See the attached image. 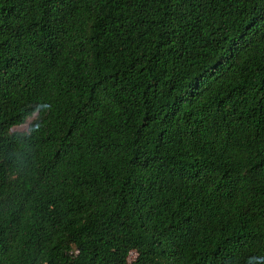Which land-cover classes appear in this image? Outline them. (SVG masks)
<instances>
[{"label":"trees","instance_id":"16d2710c","mask_svg":"<svg viewBox=\"0 0 264 264\" xmlns=\"http://www.w3.org/2000/svg\"><path fill=\"white\" fill-rule=\"evenodd\" d=\"M0 264H264V0H0Z\"/></svg>","mask_w":264,"mask_h":264},{"label":"rangeland","instance_id":"374dc122","mask_svg":"<svg viewBox=\"0 0 264 264\" xmlns=\"http://www.w3.org/2000/svg\"><path fill=\"white\" fill-rule=\"evenodd\" d=\"M32 120H33V118H30L26 123L13 127V130H16V131H27L28 128H29V124L31 123Z\"/></svg>","mask_w":264,"mask_h":264}]
</instances>
